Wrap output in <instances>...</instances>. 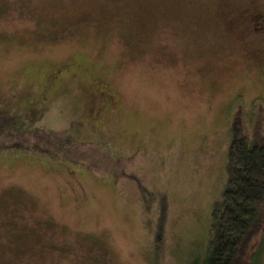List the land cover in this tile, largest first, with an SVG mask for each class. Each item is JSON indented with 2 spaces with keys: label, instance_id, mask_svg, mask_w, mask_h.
Listing matches in <instances>:
<instances>
[{
  "label": "rangeland",
  "instance_id": "rangeland-1",
  "mask_svg": "<svg viewBox=\"0 0 264 264\" xmlns=\"http://www.w3.org/2000/svg\"><path fill=\"white\" fill-rule=\"evenodd\" d=\"M239 115L264 137V0H0V264L202 259Z\"/></svg>",
  "mask_w": 264,
  "mask_h": 264
},
{
  "label": "trees",
  "instance_id": "trees-1",
  "mask_svg": "<svg viewBox=\"0 0 264 264\" xmlns=\"http://www.w3.org/2000/svg\"><path fill=\"white\" fill-rule=\"evenodd\" d=\"M258 128L256 126L255 136L249 139L240 115L231 124L226 183L221 199L211 210L206 254L191 264L259 262L260 250L253 248L250 239L254 220L264 202V137H258Z\"/></svg>",
  "mask_w": 264,
  "mask_h": 264
},
{
  "label": "flooded vegetation",
  "instance_id": "flooded-vegetation-1",
  "mask_svg": "<svg viewBox=\"0 0 264 264\" xmlns=\"http://www.w3.org/2000/svg\"><path fill=\"white\" fill-rule=\"evenodd\" d=\"M68 66H69V64L68 63H65V64H61V65L57 66L56 68H52L51 71H50V75L58 78L62 73L67 72ZM76 68H80V65L78 64V66H76ZM105 86H101L100 87L101 90H102V92H104V94L106 96H108V97H111V98L114 97L115 96V93L112 90V88L111 87H107V85H105Z\"/></svg>",
  "mask_w": 264,
  "mask_h": 264
}]
</instances>
